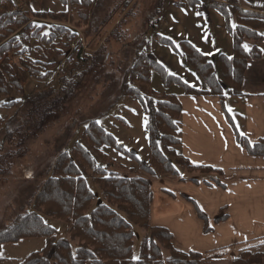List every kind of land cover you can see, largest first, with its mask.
<instances>
[{"label":"trees","instance_id":"16d2710c","mask_svg":"<svg viewBox=\"0 0 264 264\" xmlns=\"http://www.w3.org/2000/svg\"><path fill=\"white\" fill-rule=\"evenodd\" d=\"M60 1L66 5L69 0ZM79 1H82L81 5L85 9L78 15L80 19L86 20L87 10L93 6V3L90 0ZM185 1L189 6L198 3L197 0ZM208 6L223 15L232 39V56L218 58L223 80L229 86L232 96H243L240 87L246 65L251 60L261 58L260 42L264 36V16L238 8L232 11L226 5L213 2H209ZM31 15L41 20L65 23V15L60 13ZM232 15L235 18L233 21ZM29 24L27 16L17 11L0 15V60L5 52L13 48L11 43H14L15 39L12 36L20 28L29 30L27 28ZM54 28L67 36V30L62 27ZM36 37L46 44L52 42L54 38L51 34L49 36L38 34ZM157 41L160 45L175 50L174 43L170 39L157 37ZM179 44L187 64L205 83L206 91L192 88L180 78L167 73L155 61L148 48V41L139 48L146 47L145 51L148 50L149 53H142L144 54L142 62L135 63L123 74L121 95L136 99L147 117L145 125L148 134L147 162L139 161L132 153L124 150L95 120L87 121L83 132V138L90 149L111 148L135 162L139 170L150 179L164 176L177 177L178 167L189 172L219 174V171L210 168L192 167L187 160L175 154L173 148L180 145L176 123L181 114L180 103L175 96L158 94L150 89V74L156 72L164 87L175 85L189 96L223 97L208 58L189 43ZM75 59V64L81 66H85L87 61L90 66L99 64L95 56L89 57L86 53H78ZM22 65L36 76L33 67L27 63ZM2 70L13 87L19 88L20 85L13 80L11 71L5 67H2ZM74 70L75 68L71 69L69 75L74 74ZM135 83L137 85H134ZM68 90H71L69 83L62 86L59 82L57 88L47 87L37 94L26 96L17 103L16 113L8 119L0 120L2 138L0 151L6 144L7 147L9 145L16 151H21L27 140L43 132L49 120L70 96ZM9 93H11L9 84L5 83L4 76L0 73V94L8 96ZM236 140L239 145L247 149L249 154L264 156V141L250 145L238 133ZM13 152L11 151V155H15ZM72 154L77 155L83 164L78 165L67 153H61L50 169L49 178L33 197L30 209L19 216L10 227L0 231V248L21 240L44 239L45 247L40 252L30 254L21 264H201L203 257L200 254L173 250L170 244L171 235L167 230L149 227L148 218L152 200L149 179L122 177L116 173L107 174L88 150L79 143L72 147ZM17 155L18 153L15 156ZM84 170L94 174L93 182L98 188L96 193L100 194L101 200L96 198L98 193L90 188L89 182L83 177ZM216 184L223 186L219 182ZM197 214L206 222L205 216L200 211H197ZM43 217L65 223L68 239H58L55 230L44 223ZM134 228L149 232L141 239L137 258L133 257ZM210 231L211 229L205 226L204 232ZM165 253L167 257L164 256ZM232 264H264V252L244 251L233 260Z\"/></svg>","mask_w":264,"mask_h":264},{"label":"rangeland","instance_id":"374dc122","mask_svg":"<svg viewBox=\"0 0 264 264\" xmlns=\"http://www.w3.org/2000/svg\"><path fill=\"white\" fill-rule=\"evenodd\" d=\"M90 1L93 6L87 10V19L83 20L78 13L84 12L85 7L79 0H69L66 5L60 0H0V15L17 11L27 16L30 23L27 27L29 30L20 28L12 36L15 39L11 43L13 48L5 52L0 60V73L11 90L8 96L0 94V120L14 115L17 103L28 95L37 94L47 87L57 88L59 82L62 86L69 83L71 87L68 90L70 96L49 120L43 132L27 140L21 151L9 145L7 147V144L0 151V231L10 227L30 209L33 197L49 178L50 169L62 152L78 165L83 164L77 155L72 154V147L76 143L82 144L107 174L150 180L135 162L115 150L106 147L90 149L83 132L85 123L95 120L124 150L141 162L148 161L146 114L136 99L121 95V83L124 72L135 63H141L144 59L142 55L149 53L145 51L146 47H139L147 41L151 44L155 41L157 24L167 16L168 7H177L180 0ZM205 2L209 3L207 0ZM223 5L232 11L238 8L252 12L239 6L237 1ZM32 13L64 14L65 23L41 20ZM252 13L264 16L263 13ZM234 19L232 15V21ZM54 27L67 30V36ZM38 34H51L53 41L46 44L36 37ZM78 53L95 56L99 64L90 66L88 61L85 66L75 64ZM23 63L33 67L36 76L25 69ZM2 67L11 71L19 88L13 87ZM73 67L74 74L69 75ZM153 81L161 90V80ZM153 86L150 87L152 91ZM11 151L18 155H11ZM82 173L96 193L98 188L93 182L94 174L89 170ZM96 198L101 200L102 197L98 193ZM43 220L55 230L58 239H68L65 237V223L46 217ZM148 233L134 228V258L139 254L141 239ZM44 247V239H26L3 245L0 248V264H21L30 254L40 252ZM263 252L264 246L251 253Z\"/></svg>","mask_w":264,"mask_h":264},{"label":"crops","instance_id":"0c3cea01","mask_svg":"<svg viewBox=\"0 0 264 264\" xmlns=\"http://www.w3.org/2000/svg\"><path fill=\"white\" fill-rule=\"evenodd\" d=\"M197 1L189 6L180 0L177 5L181 6L168 7L167 16L157 24L155 41L149 43L150 52L167 73L192 88L206 91L205 83L187 64L179 44L189 43L208 58L223 97L189 96L175 85L161 84L158 90L153 81H160L156 72L150 74V87L154 85L156 93L177 97L180 103V145L173 148L174 152L192 167L210 168L219 174H198L178 167L177 177L150 179L148 224L170 233L173 250L200 254L201 264H232L242 252L264 246V156L249 154L236 140L238 133L250 145L264 141V46L261 58L246 65L240 87L243 96H232L218 61L219 56L230 58L233 54L225 18L206 0ZM207 1H237L246 10L264 11V0ZM157 37L170 39L175 50L160 45ZM205 226L211 231L205 233ZM65 232L68 238L66 227Z\"/></svg>","mask_w":264,"mask_h":264},{"label":"built area","instance_id":"2783aa9c","mask_svg":"<svg viewBox=\"0 0 264 264\" xmlns=\"http://www.w3.org/2000/svg\"><path fill=\"white\" fill-rule=\"evenodd\" d=\"M263 15H264V11H263ZM260 44H261V46H264V36H263V38H262Z\"/></svg>","mask_w":264,"mask_h":264}]
</instances>
